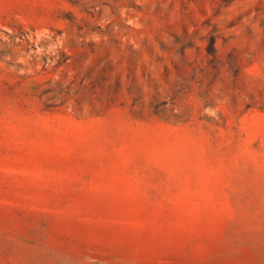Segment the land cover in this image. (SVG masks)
<instances>
[{"label":"rangeland","instance_id":"rangeland-1","mask_svg":"<svg viewBox=\"0 0 264 264\" xmlns=\"http://www.w3.org/2000/svg\"><path fill=\"white\" fill-rule=\"evenodd\" d=\"M0 264H264V0H0Z\"/></svg>","mask_w":264,"mask_h":264}]
</instances>
